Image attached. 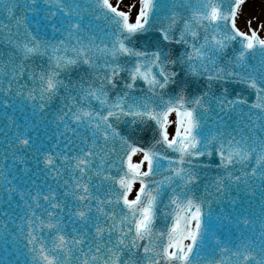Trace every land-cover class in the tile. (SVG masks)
Segmentation results:
<instances>
[{"label":"snow or ice","instance_id":"snow-or-ice-1","mask_svg":"<svg viewBox=\"0 0 264 264\" xmlns=\"http://www.w3.org/2000/svg\"><path fill=\"white\" fill-rule=\"evenodd\" d=\"M244 2L0 0V264H264Z\"/></svg>","mask_w":264,"mask_h":264},{"label":"bare ground","instance_id":"bare-ground-1","mask_svg":"<svg viewBox=\"0 0 264 264\" xmlns=\"http://www.w3.org/2000/svg\"><path fill=\"white\" fill-rule=\"evenodd\" d=\"M241 11L242 15L238 19V25L243 29L244 21L248 18H251L255 25L258 21L264 20V0H245Z\"/></svg>","mask_w":264,"mask_h":264},{"label":"water","instance_id":"water-1","mask_svg":"<svg viewBox=\"0 0 264 264\" xmlns=\"http://www.w3.org/2000/svg\"><path fill=\"white\" fill-rule=\"evenodd\" d=\"M225 86H227V85H225ZM253 99H254V97H253ZM209 175H211V173H209ZM9 243H11V240H9ZM2 249H3V244H0V255L4 254Z\"/></svg>","mask_w":264,"mask_h":264},{"label":"rangeland","instance_id":"rangeland-1","mask_svg":"<svg viewBox=\"0 0 264 264\" xmlns=\"http://www.w3.org/2000/svg\"><path fill=\"white\" fill-rule=\"evenodd\" d=\"M124 5H122V7H123Z\"/></svg>","mask_w":264,"mask_h":264}]
</instances>
